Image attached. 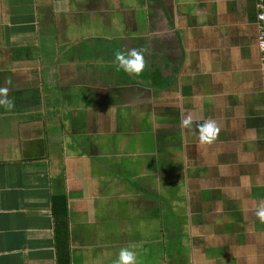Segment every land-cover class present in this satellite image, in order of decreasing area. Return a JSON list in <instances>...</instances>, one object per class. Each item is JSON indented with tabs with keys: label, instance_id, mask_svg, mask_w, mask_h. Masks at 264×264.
<instances>
[{
	"label": "crops",
	"instance_id": "obj_1",
	"mask_svg": "<svg viewBox=\"0 0 264 264\" xmlns=\"http://www.w3.org/2000/svg\"><path fill=\"white\" fill-rule=\"evenodd\" d=\"M256 0H0V264H264ZM147 48L146 71L116 50ZM11 81V83H9ZM215 119L201 144L182 113ZM195 127V125H194Z\"/></svg>",
	"mask_w": 264,
	"mask_h": 264
},
{
	"label": "clouds",
	"instance_id": "obj_2",
	"mask_svg": "<svg viewBox=\"0 0 264 264\" xmlns=\"http://www.w3.org/2000/svg\"><path fill=\"white\" fill-rule=\"evenodd\" d=\"M146 52L147 48L137 47H125L124 49L116 50L113 55V64L117 71L122 70L130 76L140 77L148 67V62L145 59ZM0 106L9 110L15 106L14 101L9 97V88L7 87H0ZM179 127L192 131L201 144L208 145L218 139L221 131L215 119L207 118L197 123L191 112L181 114ZM254 215L260 223L264 224V199L256 204ZM113 264H137V253L134 250V246L121 247Z\"/></svg>",
	"mask_w": 264,
	"mask_h": 264
},
{
	"label": "trees",
	"instance_id": "obj_3",
	"mask_svg": "<svg viewBox=\"0 0 264 264\" xmlns=\"http://www.w3.org/2000/svg\"><path fill=\"white\" fill-rule=\"evenodd\" d=\"M53 214L59 264H70L68 201L65 195L53 197Z\"/></svg>",
	"mask_w": 264,
	"mask_h": 264
},
{
	"label": "built area",
	"instance_id": "obj_4",
	"mask_svg": "<svg viewBox=\"0 0 264 264\" xmlns=\"http://www.w3.org/2000/svg\"><path fill=\"white\" fill-rule=\"evenodd\" d=\"M257 6V19L256 24L258 27V47L260 51V71L264 83V0H256ZM264 93V89H263Z\"/></svg>",
	"mask_w": 264,
	"mask_h": 264
},
{
	"label": "flooded vegetation",
	"instance_id": "obj_5",
	"mask_svg": "<svg viewBox=\"0 0 264 264\" xmlns=\"http://www.w3.org/2000/svg\"><path fill=\"white\" fill-rule=\"evenodd\" d=\"M257 25V24H256Z\"/></svg>",
	"mask_w": 264,
	"mask_h": 264
},
{
	"label": "rangeland",
	"instance_id": "obj_6",
	"mask_svg": "<svg viewBox=\"0 0 264 264\" xmlns=\"http://www.w3.org/2000/svg\"><path fill=\"white\" fill-rule=\"evenodd\" d=\"M46 1V0H45Z\"/></svg>",
	"mask_w": 264,
	"mask_h": 264
}]
</instances>
